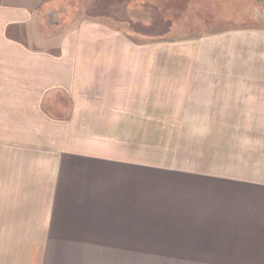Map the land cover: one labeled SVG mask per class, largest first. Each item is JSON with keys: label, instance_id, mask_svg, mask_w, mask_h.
I'll list each match as a JSON object with an SVG mask.
<instances>
[{"label": "crops", "instance_id": "obj_1", "mask_svg": "<svg viewBox=\"0 0 264 264\" xmlns=\"http://www.w3.org/2000/svg\"><path fill=\"white\" fill-rule=\"evenodd\" d=\"M56 1L0 0V264H264V27L161 70L99 19L51 51Z\"/></svg>", "mask_w": 264, "mask_h": 264}, {"label": "rangeland", "instance_id": "obj_2", "mask_svg": "<svg viewBox=\"0 0 264 264\" xmlns=\"http://www.w3.org/2000/svg\"><path fill=\"white\" fill-rule=\"evenodd\" d=\"M98 0H57L41 11L42 23L38 25L40 34L46 37V45L51 51L55 43L89 18L88 8ZM110 0H103L109 4ZM118 1V0H117ZM126 0L114 6V12L166 10V16L177 17L170 34L162 39H145L130 32L129 26L119 24L113 19L97 18L93 22L101 23L113 30L120 31L122 57L157 56L153 69H187L198 66L219 64L212 56L215 52V39L220 32L234 27L244 28L248 25L264 27V1L258 0H220L224 4L211 5L212 0ZM229 2L226 4L225 2ZM115 13V14H116ZM90 19V18H89ZM53 46V47H51ZM150 66V65H149ZM143 70V69H142ZM147 70V69H144ZM12 122V121H11ZM247 122V121H246ZM7 120H0V148L5 151L7 143ZM203 127L199 132H204ZM246 142V141H245ZM1 151V150H0ZM24 183L16 176L0 177V190L22 189Z\"/></svg>", "mask_w": 264, "mask_h": 264}, {"label": "trees", "instance_id": "obj_3", "mask_svg": "<svg viewBox=\"0 0 264 264\" xmlns=\"http://www.w3.org/2000/svg\"><path fill=\"white\" fill-rule=\"evenodd\" d=\"M125 1L110 0L109 4H106L103 0H98L96 5L88 8L86 15L91 19L105 17L113 19L122 25L127 24L133 35L149 40L162 39L170 34L169 32L173 29V25L177 20L176 16L167 17L166 10H153V12H127L125 15L124 13H119L118 17V13L114 12V6L116 7L118 3V11H120V5Z\"/></svg>", "mask_w": 264, "mask_h": 264}]
</instances>
